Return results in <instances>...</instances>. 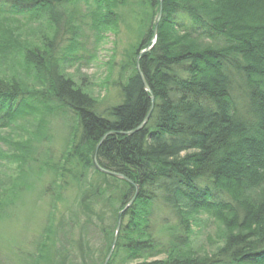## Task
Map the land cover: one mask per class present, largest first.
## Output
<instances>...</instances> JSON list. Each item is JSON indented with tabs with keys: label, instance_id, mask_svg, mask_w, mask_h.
Wrapping results in <instances>:
<instances>
[{
	"label": "trees",
	"instance_id": "trees-1",
	"mask_svg": "<svg viewBox=\"0 0 264 264\" xmlns=\"http://www.w3.org/2000/svg\"><path fill=\"white\" fill-rule=\"evenodd\" d=\"M129 1L0 0V146L27 163L32 142L46 130L45 115L72 113L79 136L70 134L53 172L58 180L72 175L75 205L100 223L81 225L77 212L56 234L48 225L44 240L62 235L69 246H58V262L51 263L43 240L35 264L73 263L77 255L75 264H103L135 186L108 264H264V0H162L156 42L139 60L148 93L136 60L152 45L160 1H138L137 21L145 29L119 62L118 79L111 78L114 55L107 62L98 86L115 90L118 102L100 111L88 79L81 75L77 83L67 73L84 57L66 7L91 8L90 29L102 37L118 32L119 8ZM62 26L72 37L65 47L57 40ZM150 96L147 125L130 136H109L97 149L99 167L127 181L98 172L92 156L102 137L135 130L151 108ZM27 124L34 130L26 131ZM4 157L0 152V162ZM97 206L110 213V226L102 225L106 213ZM162 208L172 224L157 218ZM154 219L165 240L156 236ZM208 222L219 245L199 252L193 238ZM87 226L101 236L98 257L83 235L72 240L76 231L87 234Z\"/></svg>",
	"mask_w": 264,
	"mask_h": 264
},
{
	"label": "rangeland",
	"instance_id": "rangeland-1",
	"mask_svg": "<svg viewBox=\"0 0 264 264\" xmlns=\"http://www.w3.org/2000/svg\"><path fill=\"white\" fill-rule=\"evenodd\" d=\"M138 1L142 0H130L127 7L119 8L122 21L119 23L118 32L109 30L102 37L96 36L90 29L91 8L87 9L83 4H80L77 9L71 5L66 7V13L74 18V25L78 27L75 31L78 54L84 57L80 66L71 65L67 68V73L72 75L77 83L81 75L88 79L86 82L92 85L93 95L100 102V111L118 102L115 98V90L112 88L104 90L98 86L107 73V62L114 55L115 68L111 78L118 79L119 62L125 59V54L141 36V30L145 29L137 21L136 14L143 12ZM70 38H72L70 30L62 26L57 39L59 45L68 46L71 44L68 42ZM45 121L46 130L41 137L37 140L35 138L32 142L27 163H20L21 156L15 150L0 146V152L5 156L0 162V264H35L34 258L39 254V244L45 239L46 227L50 225L51 230L56 234L60 224L62 225L63 220L68 219L71 213H80L81 225L85 219L100 225L97 216L90 219L80 211L79 205H75L78 195L70 183L72 175L66 173L63 180H58L53 172L54 166L61 165V157L67 150L70 134L76 133L79 136L73 114L45 115ZM23 126L26 131L34 130L31 125ZM8 133L9 131L5 129L3 137L6 138ZM15 136L13 135V138ZM11 159L18 160L12 162ZM88 175L91 182L97 181L92 171H89ZM97 207V210H104L103 212L106 213L105 217L101 214L102 225L110 226L112 223L110 213L103 206ZM163 217H166L167 223H173L170 214L162 208L157 218ZM159 219L153 221L154 232L156 236H161L165 240L167 238L165 231H159L161 229ZM90 227H86L85 235L83 232L76 231L72 240L77 242L81 238L79 235H83V240L90 243L98 257L101 236L96 231H89ZM214 235L215 226L211 222L205 223V226L193 238L194 249L199 252L203 249L209 252L216 249L219 243H216ZM44 242L43 257L50 258L51 263L58 262L55 258L58 246L65 245L66 249L69 246L62 235H57L56 238L53 235L50 240H44ZM76 258L77 260H73V263L69 260L68 264H75L76 261L78 263L80 255ZM159 259L160 257L155 260ZM38 263L45 264L40 261Z\"/></svg>",
	"mask_w": 264,
	"mask_h": 264
},
{
	"label": "water",
	"instance_id": "water-1",
	"mask_svg": "<svg viewBox=\"0 0 264 264\" xmlns=\"http://www.w3.org/2000/svg\"><path fill=\"white\" fill-rule=\"evenodd\" d=\"M160 1V6H159V12H158V16H157V19H156V22H155V25H154V28H153V32H152V40H151V46H149L148 48H146L144 51H142L139 56L137 57V60H136V71L138 73V76L141 80V83L143 85V89L148 93L149 92V87L148 85L146 84L141 72H140V67H139V60H140V57L141 55H143L144 53L150 51L153 47V45L155 44L156 42V38H157V30H158V25H159V22L161 20V16H162V0H159ZM151 98V108L148 112V114L146 115V117L144 118V120L142 121V123L133 131L131 132H127V133H115V132H110V133H107L106 135H104L102 137V139L100 140V142L98 143V145L96 146L95 148V151H94V154L92 156V163H93V166L94 168L106 175V176H110V177H113L115 179H120V180H124V181H127L123 176L117 174V173H114V172H110V171H106L102 168L99 167L98 163H97V157H96V154H97V149L99 148V146L103 143V141L109 137V136H115V135H123V136H130V135H133L134 133L142 130L148 123L149 121V118L151 116V113H152V110H153V104H154V100H153V97L150 96ZM138 189L139 187L138 186H135V195L134 197L129 201V203L124 207V209L122 211H120L118 213V216H117V223H116V228H115V233H114V238H113V242H112V245H111V248L103 262V264H108L112 255H113V252H114V249L116 247V243H117V240H118V234L120 232V228H121V224H122V215L128 210V208L134 203V201L136 200V197H137V194H138Z\"/></svg>",
	"mask_w": 264,
	"mask_h": 264
}]
</instances>
